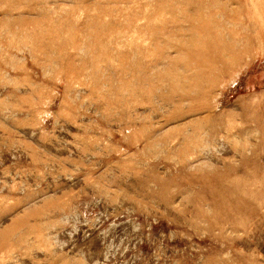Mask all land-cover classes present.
I'll use <instances>...</instances> for the list:
<instances>
[{
	"label": "rangeland",
	"instance_id": "rangeland-1",
	"mask_svg": "<svg viewBox=\"0 0 264 264\" xmlns=\"http://www.w3.org/2000/svg\"><path fill=\"white\" fill-rule=\"evenodd\" d=\"M0 264H264V0H0Z\"/></svg>",
	"mask_w": 264,
	"mask_h": 264
}]
</instances>
